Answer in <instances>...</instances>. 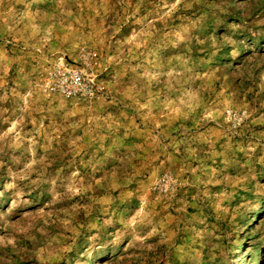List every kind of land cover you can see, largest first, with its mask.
<instances>
[{
	"label": "rangeland",
	"instance_id": "obj_1",
	"mask_svg": "<svg viewBox=\"0 0 264 264\" xmlns=\"http://www.w3.org/2000/svg\"><path fill=\"white\" fill-rule=\"evenodd\" d=\"M0 264H264V0H0Z\"/></svg>",
	"mask_w": 264,
	"mask_h": 264
},
{
	"label": "built area",
	"instance_id": "obj_2",
	"mask_svg": "<svg viewBox=\"0 0 264 264\" xmlns=\"http://www.w3.org/2000/svg\"><path fill=\"white\" fill-rule=\"evenodd\" d=\"M48 90L67 98H91L103 89L81 69L70 67L61 60L49 74Z\"/></svg>",
	"mask_w": 264,
	"mask_h": 264
}]
</instances>
